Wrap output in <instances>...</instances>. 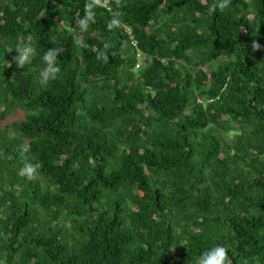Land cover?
<instances>
[{
    "label": "trees",
    "instance_id": "obj_1",
    "mask_svg": "<svg viewBox=\"0 0 264 264\" xmlns=\"http://www.w3.org/2000/svg\"><path fill=\"white\" fill-rule=\"evenodd\" d=\"M216 3L0 0V264H264V0Z\"/></svg>",
    "mask_w": 264,
    "mask_h": 264
},
{
    "label": "clouds",
    "instance_id": "obj_2",
    "mask_svg": "<svg viewBox=\"0 0 264 264\" xmlns=\"http://www.w3.org/2000/svg\"><path fill=\"white\" fill-rule=\"evenodd\" d=\"M230 3L231 0H218V3L213 5L209 10L211 12H215L217 9L227 8L229 7ZM85 7V15L82 18H78L76 20V24L77 26H79L81 31H85L91 23L95 22V13L92 11L93 5L88 4ZM116 23V20H112L109 22L108 27L112 28ZM78 44L80 48L88 47V44L83 40L78 41ZM104 47L107 48L108 45L105 44ZM252 48L254 50L259 49L260 45L256 42H253ZM13 49L15 50L16 55L13 57L11 63H14L18 68L21 69H23L25 66L32 65L33 59L37 55V48L34 42L28 41L23 37H18L16 43L7 50L6 54ZM58 53L59 50H57L56 48H51L43 54V66L39 69L38 72L39 84L47 85L50 81L55 80L60 74L61 68L58 64ZM97 59L106 61L108 59V56L106 52H100L97 54ZM5 64V67H0V71L11 66V64L6 60ZM197 264H230L228 251L222 245L211 247L200 254L197 260Z\"/></svg>",
    "mask_w": 264,
    "mask_h": 264
},
{
    "label": "rangeland",
    "instance_id": "obj_3",
    "mask_svg": "<svg viewBox=\"0 0 264 264\" xmlns=\"http://www.w3.org/2000/svg\"><path fill=\"white\" fill-rule=\"evenodd\" d=\"M18 120H25V114L23 112L15 111L11 116H8L6 120L3 121V125H9L13 121H18Z\"/></svg>",
    "mask_w": 264,
    "mask_h": 264
}]
</instances>
